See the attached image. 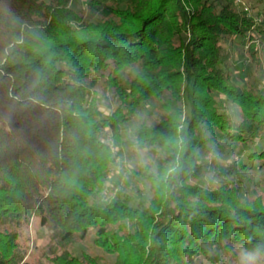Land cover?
I'll use <instances>...</instances> for the list:
<instances>
[{
	"label": "trees",
	"instance_id": "trees-1",
	"mask_svg": "<svg viewBox=\"0 0 264 264\" xmlns=\"http://www.w3.org/2000/svg\"><path fill=\"white\" fill-rule=\"evenodd\" d=\"M116 2L88 0L100 8L85 21L70 0H0V264H25L34 216L56 242L52 264H101L71 253L91 231L112 264H195L204 245L216 264L264 248V202L201 180L264 165V90L221 65L223 40L242 41L254 18L230 1ZM126 149L153 157L131 168L150 192L135 205L106 180ZM211 151L225 158L207 170Z\"/></svg>",
	"mask_w": 264,
	"mask_h": 264
},
{
	"label": "rangeland",
	"instance_id": "rangeland-1",
	"mask_svg": "<svg viewBox=\"0 0 264 264\" xmlns=\"http://www.w3.org/2000/svg\"><path fill=\"white\" fill-rule=\"evenodd\" d=\"M105 5H115L116 0H100ZM122 6L126 0H118ZM230 1L235 7H242L245 13L254 18V24L249 36L245 37L242 41L234 40L231 42L232 36H228L223 40L224 55L222 57V66H226L230 70L232 79L236 84L240 85L241 80H246L255 88L264 90V35H260L257 32H264V22H260L261 14L264 13V0H217ZM88 0H70V8L73 10H80V13L84 16L85 21L95 19L99 14L98 11H92L87 8L86 3ZM259 15V17H258ZM258 29V30H257ZM78 32V31H77ZM189 35V33H186ZM234 39V38H233ZM129 70L124 72V79L129 78ZM221 101V100H220ZM148 107L145 112L147 113L154 106V101L151 99L146 103ZM223 110L232 118L237 120L239 112L238 108L229 102H224ZM187 109V108H185ZM186 114L185 110L182 112L181 119ZM140 113H135L131 119L126 123V128L123 132V137H129L131 128L135 124L136 120L140 117ZM112 151L115 152V147L112 145ZM116 165L113 166L107 173L106 180L109 185L116 184L114 191L111 193V198H115L117 194L122 192L131 191L132 196L130 203L135 205L137 200L145 199L150 196L148 186L145 182L139 181L131 175V168H141L144 164H153V157L150 155L142 156L138 150L126 149L123 153H118L116 156ZM207 160L206 169H213L214 164H219L221 158H225L222 154H217L215 151L207 153L205 156ZM122 164V165H121ZM212 173V174H211ZM210 175V176H209ZM209 188L220 187L225 183L238 184L240 187L247 188V198L252 200H259L264 202V165L260 167H251L246 170H238L236 174L219 176L217 172L212 171L207 175H203L201 178ZM135 185L140 186V190H137ZM105 191V190H104ZM105 191L104 196L109 195V192ZM107 198V197H106ZM105 199V197L103 198ZM51 231L49 227L42 226L39 222V217L34 216L31 218L27 227L21 230L20 241L26 249L25 264H52L48 259V254L51 252V246L56 244L55 240L50 237ZM94 232L88 233L83 241H77L75 245L71 246L70 251L74 255H80L85 253L89 256H97L98 261L101 264H112L115 260L114 254H109L97 246L94 241ZM205 253H200L194 257L195 264H213L211 261L213 258V250L207 245H204ZM232 257H230V256ZM222 260L216 264H241L242 252L236 251L234 253L225 252L222 255ZM259 264H264V261L260 260Z\"/></svg>",
	"mask_w": 264,
	"mask_h": 264
},
{
	"label": "clouds",
	"instance_id": "clouds-1",
	"mask_svg": "<svg viewBox=\"0 0 264 264\" xmlns=\"http://www.w3.org/2000/svg\"><path fill=\"white\" fill-rule=\"evenodd\" d=\"M264 256V248L257 247L251 251L245 250L242 253L241 264H259Z\"/></svg>",
	"mask_w": 264,
	"mask_h": 264
}]
</instances>
